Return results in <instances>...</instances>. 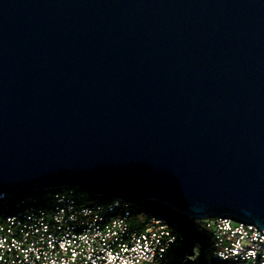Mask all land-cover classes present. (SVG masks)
Instances as JSON below:
<instances>
[{
    "label": "water",
    "instance_id": "95a60500",
    "mask_svg": "<svg viewBox=\"0 0 264 264\" xmlns=\"http://www.w3.org/2000/svg\"><path fill=\"white\" fill-rule=\"evenodd\" d=\"M75 188L264 229V0H0V195Z\"/></svg>",
    "mask_w": 264,
    "mask_h": 264
},
{
    "label": "built area",
    "instance_id": "2783aa9c",
    "mask_svg": "<svg viewBox=\"0 0 264 264\" xmlns=\"http://www.w3.org/2000/svg\"><path fill=\"white\" fill-rule=\"evenodd\" d=\"M78 190L26 196L0 212V264H168L172 249L182 244L191 247L190 258L199 257L198 243L143 203L88 200ZM197 219H206L202 226L212 235L215 258L264 264L259 224L232 214Z\"/></svg>",
    "mask_w": 264,
    "mask_h": 264
},
{
    "label": "trees",
    "instance_id": "16d2710c",
    "mask_svg": "<svg viewBox=\"0 0 264 264\" xmlns=\"http://www.w3.org/2000/svg\"><path fill=\"white\" fill-rule=\"evenodd\" d=\"M62 190H64V188L39 189V190H34V191L18 192L14 195L6 196V197L0 199V212L9 211L10 210V207H9L10 204H13L18 199L24 198L26 196L35 195L39 198H42V197H47L48 195H52V194L59 192V191H62ZM77 193L80 195H83L88 200L89 199H97V200H104L107 202L110 201V199L106 196L95 197V196L89 195L87 193H84L80 190H78ZM143 204H144L145 210L152 212V213H155L153 210H150L149 208H147L146 202ZM132 206L134 209H140L138 207V205H132ZM186 217L189 219L188 215H186ZM193 219H195V218H193ZM173 224H175V223H173ZM175 225L179 227V229L183 232V234H185V236L187 237V239L190 242L198 243L200 245V248H201L199 257L197 259H192L189 257V255L192 251L191 247L186 245V244H182L183 249H181V251L186 253L185 264H233L231 262L220 261L214 257V241H213L212 235L201 224H200V226H197L198 224H196L195 222L188 221L183 226H181L179 224H175Z\"/></svg>",
    "mask_w": 264,
    "mask_h": 264
},
{
    "label": "rangeland",
    "instance_id": "374dc122",
    "mask_svg": "<svg viewBox=\"0 0 264 264\" xmlns=\"http://www.w3.org/2000/svg\"><path fill=\"white\" fill-rule=\"evenodd\" d=\"M146 206L150 210H153L155 213L164 216L169 221L179 224L183 226L188 221H193L197 226L203 225L206 222V219H193L186 217V214L175 209L174 207L170 206L169 204L155 199H147ZM183 245H177L172 249L169 255L168 264H185L186 260V253L182 252Z\"/></svg>",
    "mask_w": 264,
    "mask_h": 264
}]
</instances>
